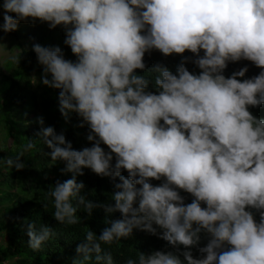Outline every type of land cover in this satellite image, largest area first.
Masks as SVG:
<instances>
[{"label": "clouds", "instance_id": "9594fccd", "mask_svg": "<svg viewBox=\"0 0 264 264\" xmlns=\"http://www.w3.org/2000/svg\"><path fill=\"white\" fill-rule=\"evenodd\" d=\"M22 22L63 29L75 59L33 43L41 72L31 83L58 90L65 124L75 114L90 145L75 149L65 130L36 117L52 166L71 174L49 191L52 217L65 226L96 209L109 217L98 236L84 234L72 264H114L102 246L137 231L171 250L141 251L125 264H264V117L251 110L264 107V0H2L0 42ZM153 51L180 56L175 71L149 68ZM241 61L260 71L247 77L245 64L225 75ZM36 147L0 162L23 171ZM85 169L109 180L110 202L86 198ZM26 235L40 251L56 233L29 223Z\"/></svg>", "mask_w": 264, "mask_h": 264}, {"label": "trees", "instance_id": "16d2710c", "mask_svg": "<svg viewBox=\"0 0 264 264\" xmlns=\"http://www.w3.org/2000/svg\"><path fill=\"white\" fill-rule=\"evenodd\" d=\"M5 38L12 50L21 49L19 53L24 52V55L20 65H14L11 58L0 63V157H14L29 142L35 143L37 147L25 153L23 171H14L0 162V264H72V259L77 255L76 246L82 242L84 234L92 230L98 236L109 217L105 216L102 209H96L91 218L71 226L59 224L52 217L55 209L49 191L54 188L57 178L68 179L71 174L59 173L58 169L64 166L63 163L52 166L55 162L47 155L49 149L36 136L40 127L36 117L43 116L45 126H55L57 132L65 130L67 139L72 141L75 149L90 145L85 139L87 129L73 127L78 122L75 114H72V122L65 124L58 111V90L31 83L39 80L41 68L35 53L30 49L33 43L42 46L58 45L64 50L66 58L75 57L70 48L64 45L65 33L59 26L50 30L47 24L38 22L33 26L22 22L18 31ZM180 59L178 55L164 57L156 51L151 56H145L149 68L162 62L173 71ZM245 64L249 68L247 77L260 71L251 62L241 61L230 63L225 75H230ZM188 67L198 71L192 64H188ZM142 74L154 77L150 71ZM251 110L255 115L264 117V107ZM78 180L86 184L83 194L87 199L110 202L113 188L107 178L102 179L85 169V175L78 177ZM182 195L187 196L186 202L191 201L188 194ZM43 203H47L48 207H42ZM77 215L86 214L78 212ZM114 217H119V213L114 214ZM29 223H34L38 229L51 227L56 233L40 251H33L28 245L26 227ZM206 242V239H202L201 243ZM102 247L112 252L114 264H125L127 259H136L141 251L171 250L167 242L142 231L135 232L129 240ZM89 264L95 262L90 261Z\"/></svg>", "mask_w": 264, "mask_h": 264}, {"label": "rangeland", "instance_id": "374dc122", "mask_svg": "<svg viewBox=\"0 0 264 264\" xmlns=\"http://www.w3.org/2000/svg\"><path fill=\"white\" fill-rule=\"evenodd\" d=\"M6 42V38H5ZM0 42V63L5 61L6 59L11 58L12 56L16 55L21 51V49H14L12 50L8 43L6 42Z\"/></svg>", "mask_w": 264, "mask_h": 264}]
</instances>
